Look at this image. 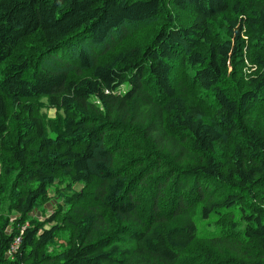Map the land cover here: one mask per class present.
Listing matches in <instances>:
<instances>
[{
	"label": "trees",
	"instance_id": "1",
	"mask_svg": "<svg viewBox=\"0 0 264 264\" xmlns=\"http://www.w3.org/2000/svg\"><path fill=\"white\" fill-rule=\"evenodd\" d=\"M0 165V264H264V0H0Z\"/></svg>",
	"mask_w": 264,
	"mask_h": 264
},
{
	"label": "rangeland",
	"instance_id": "2",
	"mask_svg": "<svg viewBox=\"0 0 264 264\" xmlns=\"http://www.w3.org/2000/svg\"><path fill=\"white\" fill-rule=\"evenodd\" d=\"M249 63H245V65H248ZM77 67V65H76ZM36 103V102H34ZM38 106V104H37ZM36 106V107H37ZM38 110H39V113L40 115H44L45 116V121H46V124L48 126L47 128V131H49L50 129V124L53 127H55L57 125V121H58V118H59V115L61 114V111L59 112H55L54 109H51V108H46L43 104H41L39 107H38ZM107 136H105L104 138H106ZM123 144V141L121 142L120 145ZM119 155V157H123V155H125V153L123 151H120L118 152L117 156ZM114 168H117L116 166H114ZM0 171H1V165H0ZM76 190L79 189V191H81L84 186L82 185H76L75 186ZM57 193H59V191H57ZM55 190H54V187L49 189V192H48V196L45 200H40L37 205L35 206V208L27 215V219H30V220H34V221H37L39 222L40 224H44L43 222L46 221L47 218H49V216H45V215H49L50 212L54 211L57 206L59 205V201L57 200V198H55ZM5 217H8L7 219V230H10L11 229V226L14 222V220L18 217V215L15 213H11V214H7L5 213L4 215ZM195 216V215H194ZM63 219V216L62 218L60 219V221ZM224 220H227V221H230V220H233L231 218H224ZM25 225L21 226V229L24 227ZM46 228L49 227V224L45 226ZM205 229H207L208 231H214L215 230V226L214 225H210L208 227H205ZM64 234H60L56 237L55 241H54V245L52 246V253H56L58 252L61 247H62V242L65 240L66 237H69V235H66V236H63ZM53 248H55V250H53Z\"/></svg>",
	"mask_w": 264,
	"mask_h": 264
},
{
	"label": "built area",
	"instance_id": "3",
	"mask_svg": "<svg viewBox=\"0 0 264 264\" xmlns=\"http://www.w3.org/2000/svg\"><path fill=\"white\" fill-rule=\"evenodd\" d=\"M17 242H18V239H16V242L14 243V245H15ZM13 248H14V246L11 247V249H13Z\"/></svg>",
	"mask_w": 264,
	"mask_h": 264
},
{
	"label": "bare ground",
	"instance_id": "4",
	"mask_svg": "<svg viewBox=\"0 0 264 264\" xmlns=\"http://www.w3.org/2000/svg\"><path fill=\"white\" fill-rule=\"evenodd\" d=\"M68 85V84H67Z\"/></svg>",
	"mask_w": 264,
	"mask_h": 264
}]
</instances>
